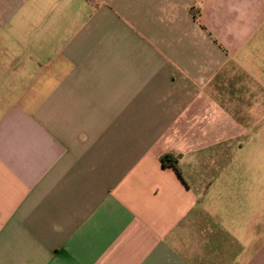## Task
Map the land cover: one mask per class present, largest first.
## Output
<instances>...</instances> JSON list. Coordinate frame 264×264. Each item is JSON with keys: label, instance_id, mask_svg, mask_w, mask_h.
I'll list each match as a JSON object with an SVG mask.
<instances>
[{"label": "crops", "instance_id": "1", "mask_svg": "<svg viewBox=\"0 0 264 264\" xmlns=\"http://www.w3.org/2000/svg\"><path fill=\"white\" fill-rule=\"evenodd\" d=\"M263 24L264 0H0V264H264Z\"/></svg>", "mask_w": 264, "mask_h": 264}, {"label": "rangeland", "instance_id": "2", "mask_svg": "<svg viewBox=\"0 0 264 264\" xmlns=\"http://www.w3.org/2000/svg\"><path fill=\"white\" fill-rule=\"evenodd\" d=\"M260 30L257 33L258 36L260 35L259 36L260 39L256 40L254 43L252 42L253 39L247 41L243 45V49H242L244 53L252 55L255 59H257L259 56L263 57L264 54V24L261 26ZM259 77L262 79V81H264L263 75Z\"/></svg>", "mask_w": 264, "mask_h": 264}, {"label": "trees", "instance_id": "3", "mask_svg": "<svg viewBox=\"0 0 264 264\" xmlns=\"http://www.w3.org/2000/svg\"><path fill=\"white\" fill-rule=\"evenodd\" d=\"M159 160H160V164L163 167L172 166L176 170H178L177 169V159L172 157L171 155H169V154L162 155Z\"/></svg>", "mask_w": 264, "mask_h": 264}]
</instances>
